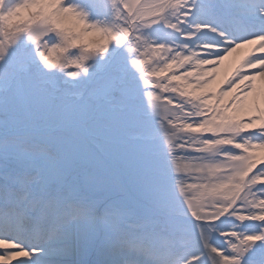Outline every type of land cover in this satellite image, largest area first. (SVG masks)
<instances>
[{"label": "snow or ice", "instance_id": "1", "mask_svg": "<svg viewBox=\"0 0 264 264\" xmlns=\"http://www.w3.org/2000/svg\"><path fill=\"white\" fill-rule=\"evenodd\" d=\"M0 264H264V0H0Z\"/></svg>", "mask_w": 264, "mask_h": 264}]
</instances>
